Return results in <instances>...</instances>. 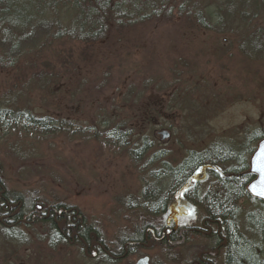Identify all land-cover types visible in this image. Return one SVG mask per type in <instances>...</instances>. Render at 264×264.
I'll list each match as a JSON object with an SVG mask.
<instances>
[{
  "label": "rangeland",
  "instance_id": "obj_1",
  "mask_svg": "<svg viewBox=\"0 0 264 264\" xmlns=\"http://www.w3.org/2000/svg\"><path fill=\"white\" fill-rule=\"evenodd\" d=\"M147 2L150 18L113 24L98 42L59 38L60 29L52 26L31 41L32 48L10 58L13 67L0 65V114L19 115L0 119L3 187L21 196L30 213L37 206L75 210L109 252L140 229L172 235L183 222L200 229L203 209L174 194L187 182L173 191L166 214L149 213L143 191L153 174L179 166L191 153L217 151L222 158L188 183H197L204 195L214 188L212 174L222 179L241 166L249 173L256 137L264 131V0ZM30 117L49 119L54 128L30 127ZM107 123L111 127L104 128ZM256 205H243L239 223L264 260V233H251L246 224ZM50 236L39 222L10 232L0 225V264L226 259V250H211L202 235L169 245L151 241L118 262L86 260L81 246L69 245L71 255L63 259Z\"/></svg>",
  "mask_w": 264,
  "mask_h": 264
},
{
  "label": "trees",
  "instance_id": "obj_2",
  "mask_svg": "<svg viewBox=\"0 0 264 264\" xmlns=\"http://www.w3.org/2000/svg\"><path fill=\"white\" fill-rule=\"evenodd\" d=\"M151 10L153 8L149 6L147 0H0V40H3L9 47L8 51H3L5 44L0 43V65L10 62L6 64L9 65V68L13 67L14 63L10 58L21 49L25 51L32 48L31 41L37 39L38 36L47 34L52 26H58L60 29L59 38L68 37L81 43L98 42L107 35L110 30L109 26L113 24L119 26L123 20H128V25H130L134 23L130 19H138L137 21L148 19L151 16L148 11ZM10 114L8 112L1 113L0 119L4 120L9 117L14 121L19 116ZM27 122L30 127L38 130L47 131L54 128L49 119L37 120L30 117ZM107 124L103 127H111L110 123ZM111 136L114 137L113 132ZM262 139H264V131L256 137V140L261 141ZM220 158L222 157L217 151L200 155L191 153L179 166H163L158 173L153 174L154 181L147 185L143 191L147 210L154 215L166 214L169 206H173V204L171 206L173 191L187 182L174 194L180 193L187 206L202 208L205 217L201 221V228L198 231L189 227L186 222L178 224V227H174L173 223L175 231H173L170 241L178 242L185 240L190 235H202L211 242V250L220 247V249L226 250L225 264H264V260L257 253V245L242 234L239 223L243 205L250 202L257 204L259 208L256 205V209L248 212L246 217L247 230L251 233H264V205L252 199L247 193V186L254 177L248 172L244 174L241 172L248 168L241 166L240 170L234 169L228 177L222 179L212 174L216 179L214 188L204 195L199 194L197 183L189 187L188 183L195 174L205 165L215 163V160ZM0 192H5L0 197V203L7 201L10 205L22 204L24 207L19 206L21 209L19 216L26 215L27 206L21 196L16 193H8L1 180ZM4 205H1L0 211L5 208ZM149 206L155 207L149 208ZM31 210L33 209L31 208ZM6 212L4 215L0 214V217L13 213L12 211ZM70 213L74 217L80 216L73 209ZM32 215L31 213L27 218L28 223H30ZM0 225L4 230L10 232L23 224L21 222H6V224L0 223ZM72 225V236L78 234V237L76 236L77 243L84 245L82 243L84 240L91 242L98 239L101 241L95 229L84 220L83 222L74 220ZM51 230L49 229V231ZM53 230L59 234L56 225ZM143 231L142 229L138 230L135 232V236ZM164 244L169 245L170 243L164 242ZM205 263L211 264L212 261Z\"/></svg>",
  "mask_w": 264,
  "mask_h": 264
},
{
  "label": "flooded vegetation",
  "instance_id": "obj_3",
  "mask_svg": "<svg viewBox=\"0 0 264 264\" xmlns=\"http://www.w3.org/2000/svg\"><path fill=\"white\" fill-rule=\"evenodd\" d=\"M5 192H0V197L4 195ZM5 204V205H4ZM1 205H4L5 208H2L3 210L0 211V214H6V211H12V214L1 216L0 217V223L6 224V222H17L22 223L24 225L29 226V224H34L35 222L42 223L47 231L50 233V237L54 242L55 245L60 246L61 248H55L53 250L54 252L57 251L60 255H57V257L60 258H66L69 257L71 254L69 253L68 249H65L64 246L69 245H79L82 247L83 252L82 256L86 258V260L95 261L96 259H99L101 256H105L108 260V262H118L127 259L131 254V252L134 249H141L143 247H151V241L154 242H168L170 241L171 235H165V231L152 232L151 229H147L146 231H143V233L139 234L138 236L133 235V238L129 239H121L118 244V250L116 252H109L108 248L104 245L103 241H99L96 239L95 241H83L82 238H80L84 245L77 243L76 236L78 237V234L76 236H72V229H73V222L74 220L82 221L84 218L82 216H71L70 211L72 209H68V207H63L62 205H52L45 207L43 209L42 206H37L36 209H34L32 212V218L30 220V223H28L27 218L30 217V212H26V215L19 216L21 209L20 207H24V205H10L8 202H2ZM9 207V208H8ZM42 208V211L39 209ZM9 209V210H6ZM40 211V212H38ZM36 213V214H34ZM25 221V222H24ZM27 221V222H26ZM55 225L57 229L59 230V234L55 233L53 228L55 229ZM49 229L51 231H49ZM198 231V230H197ZM58 235V236H57ZM138 237V238H137ZM137 238V239H136ZM147 244V246H146ZM150 244V246H149ZM62 253V254H61ZM146 256L142 257L145 258ZM139 258L138 260L142 259ZM137 262V261H136Z\"/></svg>",
  "mask_w": 264,
  "mask_h": 264
},
{
  "label": "water",
  "instance_id": "obj_4",
  "mask_svg": "<svg viewBox=\"0 0 264 264\" xmlns=\"http://www.w3.org/2000/svg\"><path fill=\"white\" fill-rule=\"evenodd\" d=\"M161 135L164 139L168 136L165 132ZM250 172L256 178L248 187V193L251 197L264 203V195L258 194V192L264 190V139L259 143L257 150L250 160ZM136 264H149V258H142Z\"/></svg>",
  "mask_w": 264,
  "mask_h": 264
},
{
  "label": "snow or ice",
  "instance_id": "obj_5",
  "mask_svg": "<svg viewBox=\"0 0 264 264\" xmlns=\"http://www.w3.org/2000/svg\"><path fill=\"white\" fill-rule=\"evenodd\" d=\"M259 195H264V190H261L260 192H258Z\"/></svg>",
  "mask_w": 264,
  "mask_h": 264
}]
</instances>
